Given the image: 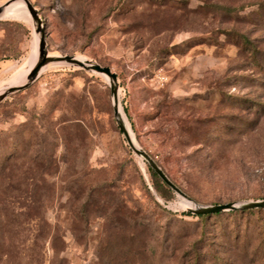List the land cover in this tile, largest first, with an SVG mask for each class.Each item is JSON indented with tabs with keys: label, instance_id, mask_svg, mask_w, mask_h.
I'll return each instance as SVG.
<instances>
[{
	"label": "rangeland",
	"instance_id": "1",
	"mask_svg": "<svg viewBox=\"0 0 264 264\" xmlns=\"http://www.w3.org/2000/svg\"><path fill=\"white\" fill-rule=\"evenodd\" d=\"M29 1L38 17L0 16V87L42 43L108 66L139 146L196 203L264 199V0ZM149 166L107 75L45 67L0 102V264H264V209L185 214Z\"/></svg>",
	"mask_w": 264,
	"mask_h": 264
},
{
	"label": "water",
	"instance_id": "2",
	"mask_svg": "<svg viewBox=\"0 0 264 264\" xmlns=\"http://www.w3.org/2000/svg\"><path fill=\"white\" fill-rule=\"evenodd\" d=\"M17 0H8L5 4L0 6V14L4 11L5 7L9 4L15 2ZM25 1L28 5V8L32 12L35 17H38L37 9L31 4L29 0H22ZM51 62H66L72 64L74 66H78L81 68H85L90 71H95L109 77L110 87H111V94L113 96L114 102V111L117 117L118 125L123 132L124 136L126 137L129 145L134 150V152L148 161L149 165L153 168V170L157 173V175L165 182L171 189L177 192L179 195L184 197L186 200L194 202L196 205L195 207H191L190 210L193 213L197 214H210V213H219L224 211H234V210H249V209H256V208H264V199L263 200H255L249 201L241 204L237 203H224V204H216V205H200L196 203L191 196H189L179 185H177L171 177L167 174L164 168L143 148L140 146L137 147L133 143L131 134L127 128L126 122L122 117L120 112L121 101L119 96V85H118V76L116 72H113L112 69L108 66H103L99 63L92 62L90 60H81L76 56L73 55H63V56H56L51 57L47 56L44 50V43H42V52H41V61L38 65L33 69L31 72L29 79L26 83L18 86H11L6 88L4 91L0 93V102L7 98L10 94L15 93L20 90H24L30 86V84L37 78L38 74L40 73L43 66L51 63Z\"/></svg>",
	"mask_w": 264,
	"mask_h": 264
},
{
	"label": "bare ground",
	"instance_id": "3",
	"mask_svg": "<svg viewBox=\"0 0 264 264\" xmlns=\"http://www.w3.org/2000/svg\"><path fill=\"white\" fill-rule=\"evenodd\" d=\"M27 14H28V9L24 4L13 2V3L9 4L7 7H5L4 11L0 14V16H3V17L23 16V15H27ZM81 60H85V59H81ZM36 62H37V58L35 56H33L30 60V64H29L28 68L23 70L22 72L16 74L11 79H9L4 85H2L0 87V93L2 91H4L6 88H9L11 86H18V85H22V84L26 83L29 79L31 72L33 71V69L36 65ZM58 63H60V62H51V63L47 64L46 66H43L41 71L49 65L58 64ZM120 112L122 114L123 119L126 122L127 128L131 134L133 143L135 144V146L139 147V144H138L137 139L135 137L134 131L132 130L122 107H120Z\"/></svg>",
	"mask_w": 264,
	"mask_h": 264
},
{
	"label": "trees",
	"instance_id": "4",
	"mask_svg": "<svg viewBox=\"0 0 264 264\" xmlns=\"http://www.w3.org/2000/svg\"><path fill=\"white\" fill-rule=\"evenodd\" d=\"M165 170V169H164ZM149 171L154 179V184H155V187L158 191L161 190V188H165L167 189L169 192L173 193L172 189L165 183L162 181V179L157 175V173L153 170L152 167L149 166ZM168 174V173H167ZM256 209H264V208H256ZM254 209H249V210H241L243 212H247V211H253ZM236 211V210H234ZM230 212H233V211H230ZM221 212L219 213H210V214H197V213H193L192 211H186L185 214H188V215H194V216H197V217H200V218H206V217H209V216H213V215H220Z\"/></svg>",
	"mask_w": 264,
	"mask_h": 264
}]
</instances>
